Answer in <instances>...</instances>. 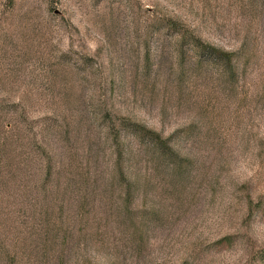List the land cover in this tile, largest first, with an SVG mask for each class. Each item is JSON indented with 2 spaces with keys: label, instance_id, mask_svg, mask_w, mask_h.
<instances>
[{
  "label": "rangeland",
  "instance_id": "obj_1",
  "mask_svg": "<svg viewBox=\"0 0 264 264\" xmlns=\"http://www.w3.org/2000/svg\"><path fill=\"white\" fill-rule=\"evenodd\" d=\"M184 29L236 76L180 59ZM117 116L189 162L141 185L144 227L109 178ZM62 262L264 264V0H0V264Z\"/></svg>",
  "mask_w": 264,
  "mask_h": 264
},
{
  "label": "trees",
  "instance_id": "obj_2",
  "mask_svg": "<svg viewBox=\"0 0 264 264\" xmlns=\"http://www.w3.org/2000/svg\"><path fill=\"white\" fill-rule=\"evenodd\" d=\"M166 24L169 28L173 27L176 31H180L181 27L176 20L166 19ZM179 39L181 42H187L188 46L182 49L180 45L177 55L182 59L190 54L188 62L191 67L203 64L217 66L220 68V76H236L237 65L234 51L210 44L187 29H184ZM110 136L115 157L109 178L112 180L118 176L121 179L127 210L131 211L135 208L131 204L144 181L153 175V169H163L168 176L177 179L178 182L184 179L189 162L177 150V147L171 144L170 137H164L160 132L127 116H117L111 121ZM142 165L148 168L149 172L143 173ZM135 209L140 214V227H144L147 216L158 214L157 208L152 204L147 207L141 205Z\"/></svg>",
  "mask_w": 264,
  "mask_h": 264
}]
</instances>
